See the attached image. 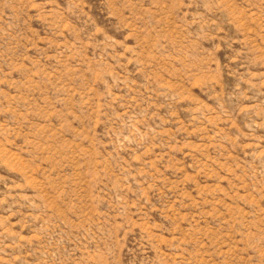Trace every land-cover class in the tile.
<instances>
[{
	"label": "rangeland",
	"instance_id": "374dc122",
	"mask_svg": "<svg viewBox=\"0 0 264 264\" xmlns=\"http://www.w3.org/2000/svg\"><path fill=\"white\" fill-rule=\"evenodd\" d=\"M0 264H264V0H0Z\"/></svg>",
	"mask_w": 264,
	"mask_h": 264
}]
</instances>
